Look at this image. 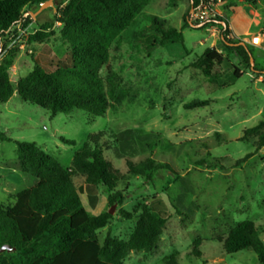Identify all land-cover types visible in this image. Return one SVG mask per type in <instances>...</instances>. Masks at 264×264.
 <instances>
[{
    "label": "rangeland",
    "instance_id": "374dc122",
    "mask_svg": "<svg viewBox=\"0 0 264 264\" xmlns=\"http://www.w3.org/2000/svg\"><path fill=\"white\" fill-rule=\"evenodd\" d=\"M65 2L54 0L53 4L60 7ZM188 7L189 0H150L113 43L108 65L121 78L128 98L108 108L103 116L92 118L76 109L51 117L48 111L24 102L16 92L0 104V204L12 206L14 196L35 182L20 172L14 141L35 142L68 168L87 136L102 132L103 155L121 176L115 191L122 192V204H109L108 193L98 188L94 205H89L83 179L73 178L75 186L82 189L89 214L112 210L108 225L97 231L99 242L108 233L122 240L129 238L135 220L123 218L121 210L139 212L148 206L167 216L157 247L150 252H130L124 264H164L170 256L178 264H258L249 250L227 254L223 240L232 227L247 220L262 229L264 242V146L236 165L257 146L258 137H244L245 131L264 121V54L253 53L254 71L237 55L221 49L219 27L183 28ZM26 10L36 14L25 27L28 41L38 24L51 21L55 12L50 6ZM145 15L159 18L165 26L183 28V45L150 50L152 33ZM57 23L47 41L28 43L24 52L12 44L15 27L1 38L5 47H0V60L9 50L14 52L7 69L14 87L35 63L48 71L53 70L47 64L51 58L70 63L69 47ZM207 47L218 48L226 57L217 67L221 77L216 83L190 66ZM232 65L239 77L233 75ZM98 75L105 80V65ZM195 99L208 104L184 108ZM128 131L132 134H125ZM62 139L74 144L67 145ZM146 158L168 163L172 170L155 171L150 178L130 175L125 161L137 163ZM6 257L10 264H19L16 253L8 252Z\"/></svg>",
    "mask_w": 264,
    "mask_h": 264
},
{
    "label": "trees",
    "instance_id": "16d2710c",
    "mask_svg": "<svg viewBox=\"0 0 264 264\" xmlns=\"http://www.w3.org/2000/svg\"><path fill=\"white\" fill-rule=\"evenodd\" d=\"M48 0H0V47L5 44L1 38L20 24L25 28L32 22L27 7H36ZM172 2L174 0H171ZM54 2V0H53ZM150 0H66L56 9L49 22L38 24L36 31L28 37V43H44L54 33L50 31L59 22V33L68 44L70 63L51 58L45 67L35 63L32 70L20 78L14 87L7 72L14 52L0 60V104L6 103L16 92L24 101L48 111L53 117L58 113L67 114L73 110H83L90 117L103 116L108 108H114L125 99L128 93L121 87V78L108 65L113 43L124 30L140 15ZM241 4L255 5V0H241ZM197 0H189V7L183 16V28H193L190 10ZM235 3L225 7L224 16L216 22L207 23L196 29L217 26L219 44L226 52L234 53L248 68L252 49L238 44L230 38L229 18L234 13ZM144 21L150 26L152 37L149 49L168 44L183 45L182 29L165 26L164 21L153 15H145ZM35 19V18H34ZM224 23V25H221ZM16 34V30L13 31ZM143 35V34H141ZM218 48L207 47L191 67L211 82L221 77L217 71L226 57ZM105 65V80L98 75ZM233 75L240 73L232 65ZM264 72V71H262ZM207 100L195 99L184 104L193 109L206 106ZM262 130V131H261ZM125 134H132L130 131ZM256 135L258 142L255 151L247 153L236 162L241 164L251 158L264 146V121L247 129L244 137ZM102 132L87 136L82 146L73 153L68 168L43 151L35 142L14 141L17 149V166L24 176L35 179L32 186L19 191L14 196V204L4 207L0 204V264H10L4 245L14 248L19 256V264H124L130 252H150L157 247L159 238L167 222V216L143 206L138 212L121 210L125 219L135 220V226L127 240L118 239L109 233L102 243L97 231L106 227L111 220L108 212L91 215L82 199V189L76 187L74 177H81L85 186L89 205H94L96 191L103 188L108 193L109 204H122L124 196L115 188L121 179L118 172L104 157L100 145ZM67 145L72 140L62 139ZM130 175L150 178L159 170L171 171L168 163H159L146 158L137 163L125 161ZM261 230L252 221H242L232 227L223 240L227 254L241 250L252 251L258 264H264V242ZM197 244V243H195ZM197 254V253H196ZM164 264H178L173 256Z\"/></svg>",
    "mask_w": 264,
    "mask_h": 264
},
{
    "label": "crops",
    "instance_id": "0c3cea01",
    "mask_svg": "<svg viewBox=\"0 0 264 264\" xmlns=\"http://www.w3.org/2000/svg\"><path fill=\"white\" fill-rule=\"evenodd\" d=\"M240 1L230 0L227 3L236 5L228 23L230 38L248 46L252 49V53L264 54V2L255 0V5H248L241 4ZM260 4L262 6H258ZM29 13L31 12L29 11Z\"/></svg>",
    "mask_w": 264,
    "mask_h": 264
},
{
    "label": "built area",
    "instance_id": "2783aa9c",
    "mask_svg": "<svg viewBox=\"0 0 264 264\" xmlns=\"http://www.w3.org/2000/svg\"><path fill=\"white\" fill-rule=\"evenodd\" d=\"M230 0H197V4L192 8L190 15V22L195 24H207L216 22L219 18L224 16L225 7ZM59 24V23H57ZM16 34L13 37L12 44L15 48L24 52L28 49V41L24 38L27 34L25 28H21L18 24L15 26Z\"/></svg>",
    "mask_w": 264,
    "mask_h": 264
},
{
    "label": "water",
    "instance_id": "95a60500",
    "mask_svg": "<svg viewBox=\"0 0 264 264\" xmlns=\"http://www.w3.org/2000/svg\"><path fill=\"white\" fill-rule=\"evenodd\" d=\"M46 6H50L53 8V11L56 12V9L54 8V4H53V0H48L46 1L45 3L41 4L40 5V9L43 8V7H46ZM192 13V8L190 10V14ZM27 14H30L32 17H36V14H33V13H26ZM221 25H224V23H221ZM202 26V24H198V25H195L194 27L195 28H200ZM238 44H241V45H244L243 43H238ZM249 61H250V66L252 67L253 66V58L252 56H249ZM109 214L112 213V210H109L108 211ZM1 251H7V252H12L14 251V248H10L9 246L7 245H4L2 248H1Z\"/></svg>",
    "mask_w": 264,
    "mask_h": 264
}]
</instances>
